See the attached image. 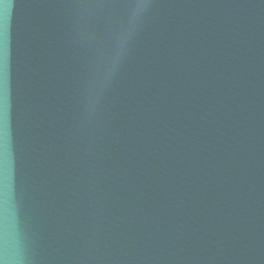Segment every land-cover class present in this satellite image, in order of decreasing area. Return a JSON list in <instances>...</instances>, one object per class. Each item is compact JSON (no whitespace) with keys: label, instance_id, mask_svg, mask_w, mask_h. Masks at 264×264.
<instances>
[{"label":"water","instance_id":"95a60500","mask_svg":"<svg viewBox=\"0 0 264 264\" xmlns=\"http://www.w3.org/2000/svg\"><path fill=\"white\" fill-rule=\"evenodd\" d=\"M0 264H264V0H6Z\"/></svg>","mask_w":264,"mask_h":264},{"label":"snow or ice","instance_id":"6c2138e0","mask_svg":"<svg viewBox=\"0 0 264 264\" xmlns=\"http://www.w3.org/2000/svg\"><path fill=\"white\" fill-rule=\"evenodd\" d=\"M6 5V0H0V9L7 7Z\"/></svg>","mask_w":264,"mask_h":264}]
</instances>
